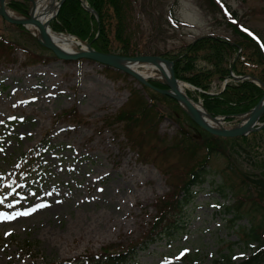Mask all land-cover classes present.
<instances>
[{"label":"rangeland","instance_id":"obj_1","mask_svg":"<svg viewBox=\"0 0 264 264\" xmlns=\"http://www.w3.org/2000/svg\"><path fill=\"white\" fill-rule=\"evenodd\" d=\"M141 10V4H132L133 40L151 51L170 50L204 35L223 36L237 45L234 23L264 42V0H149L145 13ZM113 25L107 19L109 40ZM136 27L150 35L140 36ZM24 30L0 20L2 36H15L31 51L43 49ZM13 56L16 62L0 60V264L64 263L81 259L74 257L82 253L97 254L118 239L120 245L139 241L156 200L186 180L196 157L205 155L206 142L177 106L160 98L148 103L147 92L125 74L106 73L86 59H50L21 68L23 55ZM221 86L222 81H212L208 92L217 93ZM130 90L162 117L153 132L146 130L144 118L130 121L128 138L125 121L111 117L125 105ZM67 109L74 112L73 122L59 118ZM221 124L234 126L233 120ZM180 129L201 142L192 160L173 146ZM46 132L50 135L38 145L40 154L32 163L38 170L11 178L27 167L24 155ZM253 163L249 171L264 181V161L253 157ZM230 166L223 156L210 158L208 175L192 189L178 227L139 251L134 264H238L248 256L256 244L248 242L247 234L264 233V194ZM229 185L233 189L225 188ZM218 186L224 187L222 194ZM226 207L232 208L230 214ZM235 214L240 218L230 222Z\"/></svg>","mask_w":264,"mask_h":264},{"label":"trees","instance_id":"obj_2","mask_svg":"<svg viewBox=\"0 0 264 264\" xmlns=\"http://www.w3.org/2000/svg\"><path fill=\"white\" fill-rule=\"evenodd\" d=\"M145 1L149 3V0H64L56 17L50 22L49 27L53 32L66 33L89 43L90 47L99 53H111L124 57L146 54L159 55L163 59L172 61L175 79L185 82L200 91L187 92L186 95L194 102L199 101L204 110L211 116H225L226 122L231 121L234 115L246 112L256 104L257 100L261 97L262 90L247 80H228L225 86L217 93H210L208 89L212 81L230 79V71L236 76H248L250 79H256L264 86V47H259L246 34L239 32L236 34L235 30H233L238 36L239 42L237 45L231 44L224 37L211 36L201 37L189 44H182L166 51L156 49L151 51L145 44L140 48L138 42L133 40V27L129 16L132 4L133 6L138 3L141 4L143 11ZM81 2L93 10L97 20L84 10ZM6 6L16 13L25 14L29 2L26 0H8ZM143 13L145 12L143 11ZM151 13L156 15V9L153 8ZM111 18L114 21V25L112 38L109 40L107 36V19ZM12 27L23 30L19 26ZM136 28L140 36H143V33L144 35L147 34L140 27ZM147 35L149 36L150 34ZM14 37H0V57H7L17 48L27 53L33 62L40 59L41 54L38 53H44L43 55L48 56L52 55L45 49L38 48V53L31 51L19 45L13 39ZM146 39L148 38L146 37ZM112 43L116 44L117 47L113 48L111 46ZM244 50L250 51L251 58H249ZM198 61L204 63V66H198L196 64ZM102 71L115 74V71L108 70L107 68H104ZM147 83L152 87L165 89L163 85L157 82L147 80ZM140 87L147 92L150 99L148 103L156 100V98H160L163 102L170 103L173 108L177 106L173 100L160 96L150 88L144 85H140ZM157 112L151 106L149 107L145 103V100L138 96L134 90H130L125 105L118 109L111 118L115 121H125L126 136L129 138L128 134L131 131L129 122L132 120L137 121L139 118H144V121H146L150 128L146 130L153 132L154 125L156 124L155 121L162 117V113L158 110ZM70 113L71 117L74 118V112L71 111ZM182 115H184L189 125L200 135L201 141L206 142V153L200 159L196 157L197 150L200 149L198 145L201 142L197 141V138L191 137L192 133L186 129H180L179 135L177 134L173 137V142H175L173 146L183 152L187 156V159L192 160V158L196 157L198 160L197 166L193 168L192 164L188 169L186 180L179 181L174 186H171L169 192L156 200L153 205L155 214L144 236L138 242L130 244L125 249L119 251L103 248L100 253L93 256L91 254L85 255L81 257L80 263L65 262L52 264H130L134 262L138 250H145L149 243L154 242L156 239H161L163 235H169V230L175 227L183 212V208L192 198V189L200 186L208 175L205 164L210 161L211 157H225L228 163L231 162L230 169L233 168L240 179H244L246 182L251 179V184L264 194V181L251 172L255 166L253 157L264 161V150L260 151L264 146V127L246 137L220 138L202 131L185 114L182 113ZM263 119L264 117L260 121H263ZM137 144L140 147V144ZM233 146L236 148L234 151L232 150ZM137 155L139 154L137 153ZM248 158H250L251 162L245 161ZM142 161L146 162L145 160ZM261 166L263 167V165ZM225 170H227V167ZM225 188L233 189V186L229 185ZM223 189L224 187L218 186V193L222 194ZM235 193H237V190H235ZM230 209H226V212ZM234 211L237 212L236 210ZM239 218L240 216L235 214L230 222H236ZM257 229H259V226ZM247 235L250 242H257V246L250 257L238 264H264V241L260 240V236L258 237L253 230Z\"/></svg>","mask_w":264,"mask_h":264},{"label":"water","instance_id":"obj_3","mask_svg":"<svg viewBox=\"0 0 264 264\" xmlns=\"http://www.w3.org/2000/svg\"><path fill=\"white\" fill-rule=\"evenodd\" d=\"M31 1V0H29ZM64 0H58L55 6L54 14L51 17V20L54 18V16L57 14L59 7L63 3ZM5 0H0V17L2 20H4L8 24L12 25H19L24 27L27 22H30L34 24L40 35V40H37L38 44L42 47L48 49L53 53V55L61 60H76L79 58L89 59L93 60L97 63H100L102 65L108 66L110 68H113L115 70H118L120 72H123L127 74L128 76L132 77L134 80L139 82L140 84H145V78L141 77L139 74L132 71L127 64L128 63H134V64H151L156 65L158 63L164 65L167 67L169 75L164 78V81H160L166 89H154L158 94L163 95L174 102L179 106V108L183 111V113L188 117V119L193 122L197 127L205 131L206 133L217 136V137H223V138H234V137H240V136H246L247 134L251 132L258 131L264 126L263 123H258V120L262 115H264V86H261V84L257 81H255L256 84H258L262 88V94L257 103L249 109L246 113L236 115V120H239V123H236L233 127L230 128H213L205 124L201 117L199 116V113L196 109L192 107V105L189 103L191 101L186 96L181 94L177 88L176 83L178 82L175 80L172 72V63L170 61L161 59L157 56H137L132 58L127 57H121L117 55L112 54H101L97 53L94 50H92L89 46V44L82 42L80 40H77L80 44H83L86 47V50L84 51H78L74 54H63L59 50H57L49 41L46 30H45V24H42L38 22L37 20H28V19H12L9 18L3 8ZM33 3V2H32ZM33 5H31L32 7ZM30 7V9H31ZM29 9V10H30ZM85 10H87L89 13L93 14V11L87 7H85ZM28 13V12H27ZM29 16V15H28ZM68 37H71L69 35H66ZM202 112L205 116L208 118H219L220 120H223L225 117H211L206 111L201 107Z\"/></svg>","mask_w":264,"mask_h":264},{"label":"bare ground","instance_id":"obj_4","mask_svg":"<svg viewBox=\"0 0 264 264\" xmlns=\"http://www.w3.org/2000/svg\"><path fill=\"white\" fill-rule=\"evenodd\" d=\"M56 2L57 0H35L33 3L32 1H30V3H32L33 6L31 7L30 10H28L27 16H18L15 13L5 9L4 8L5 6H3V8H4L5 14L9 18L17 19V20H22V19L31 20L32 19V20H37L38 22L42 24H45L46 34H47V37L50 43L61 53L74 54L78 51L86 50V47L83 44L78 43L73 38L67 37L64 34L52 33V31L50 30L49 23H50L51 17L54 14ZM24 27L31 33V35L36 39V41L40 40L39 31L34 24L27 22ZM0 37L2 38L4 36H0ZM127 66L132 71L139 74L141 77H152L157 80L164 81V78H166L169 75L167 67H165L164 65L160 63L156 65L128 63ZM140 69H143L144 71H140ZM176 88L181 94L185 96L184 90L187 88L185 84L177 82ZM189 103L192 105L194 109L197 110V112L199 113V116L201 117L202 121L205 124L213 128H222L221 126L222 120H220L219 118H213V119L208 118L202 112L201 106L199 104H195L192 101H189Z\"/></svg>","mask_w":264,"mask_h":264}]
</instances>
